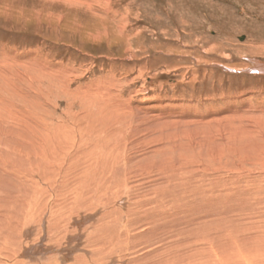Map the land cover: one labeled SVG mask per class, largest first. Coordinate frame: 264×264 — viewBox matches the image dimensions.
I'll list each match as a JSON object with an SVG mask.
<instances>
[{
  "label": "rangeland",
  "instance_id": "obj_1",
  "mask_svg": "<svg viewBox=\"0 0 264 264\" xmlns=\"http://www.w3.org/2000/svg\"><path fill=\"white\" fill-rule=\"evenodd\" d=\"M0 81V132L78 137L101 107L127 167L245 192L264 174V0H0Z\"/></svg>",
  "mask_w": 264,
  "mask_h": 264
},
{
  "label": "bare ground",
  "instance_id": "obj_2",
  "mask_svg": "<svg viewBox=\"0 0 264 264\" xmlns=\"http://www.w3.org/2000/svg\"><path fill=\"white\" fill-rule=\"evenodd\" d=\"M101 109L78 137L60 124L0 132V264H264V174L246 193L206 187L197 168L127 167L123 120Z\"/></svg>",
  "mask_w": 264,
  "mask_h": 264
}]
</instances>
